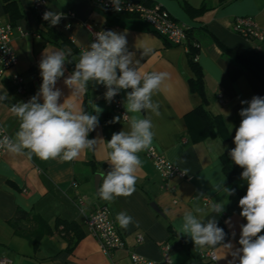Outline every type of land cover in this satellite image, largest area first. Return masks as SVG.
<instances>
[{"label":"crops","instance_id":"crops-1","mask_svg":"<svg viewBox=\"0 0 264 264\" xmlns=\"http://www.w3.org/2000/svg\"><path fill=\"white\" fill-rule=\"evenodd\" d=\"M9 1L20 14V18L11 24L9 15L3 10L4 1L0 0V24L12 25V47L17 58L13 70L0 79L9 97L0 102V123L10 137H15L20 123L10 111L11 106L19 101L27 102L39 91L42 83L39 62L45 49L69 53L72 63L66 64L65 76L56 84L63 93L59 102L69 98V103L82 108L85 92L71 96L72 89L64 84V79L75 68L76 56L69 46L60 47L51 42L48 31L62 35L80 56L92 43L89 28L111 30L126 36L128 51L133 54L132 66L138 67L142 74H168L152 96L159 104L160 115L150 111L136 115L151 119L154 135L150 147L156 148L183 171L184 177L164 183L142 151L138 153L141 166L136 173L135 191L110 202L101 199L98 195L102 183L99 174L111 169L107 161V141L113 133L129 130L132 114L126 112L124 102L126 92L131 89L121 90L116 96L127 115L126 121L104 99L101 87L90 90L91 114H96L94 105L102 109L98 114V126L88 136L98 139L94 149L84 150L72 161L43 160L29 155L28 150L18 154L6 151L0 158V259H10L12 264H110L111 261L113 264H132L129 253L135 252L164 264L161 246L166 244L172 264H228L233 258L225 255L220 246L195 245L178 228L185 211L200 207L205 212L204 222L215 218L218 226L227 233L226 242L231 241L239 247L240 226L246 219L240 216V197L236 194L228 196L223 189V185L229 188V183L223 173L221 158L228 157L235 147V131L242 119L239 111L248 107L241 101H250L253 96L264 97V85L249 71L225 58L219 45L264 66L261 44L247 41L231 29V23L237 17H250L264 29V0H151L176 23L190 30V38L198 46L195 61L202 72L205 105L196 93L189 91L188 80L193 78V73L188 65L186 47L169 45L139 17L102 9L89 0H48V11L63 13L60 23L52 26L48 21L36 18L30 0ZM200 9L202 11L196 13ZM69 11L74 14L73 18L65 17ZM13 73L24 80L22 94L16 92L11 78ZM200 106L209 126L214 125V118H217L212 133L206 134L198 120L190 115ZM116 117H119L118 121ZM242 171L237 166L238 184L246 194L247 183L241 178ZM215 202L225 205L223 213L218 215L209 211ZM100 206L110 210L125 243V249L113 252L111 259L101 252L85 226V219ZM17 209L39 215L50 229L36 248L27 238L16 236L8 225ZM119 213L133 218L127 228L119 225L116 219ZM226 220H230V225L225 223ZM56 221L74 223L82 237L77 239L75 231L56 225ZM138 234L143 236L140 244L135 242ZM205 250L214 251L215 262L199 259V253Z\"/></svg>","mask_w":264,"mask_h":264},{"label":"clouds","instance_id":"clouds-1","mask_svg":"<svg viewBox=\"0 0 264 264\" xmlns=\"http://www.w3.org/2000/svg\"><path fill=\"white\" fill-rule=\"evenodd\" d=\"M115 11H120L119 0H112ZM63 13L46 11L43 20L52 26L58 25ZM70 25H66L69 27ZM95 40L80 54L74 70L64 79V84L72 89L71 96H78L87 90L89 81L104 85V99L111 103L121 90L126 92L124 106L130 115L129 130L113 133L107 141L108 162L111 169L100 173L102 183L98 195L105 201L119 196H129L135 191L137 170L141 166L138 153L149 148L153 140V124L149 117L141 118L140 113L152 112L159 116V104L152 96L167 78L165 72L142 74L133 67L132 53L128 51L124 34L115 31H99ZM69 53L64 50H44L39 62L42 83L39 91L27 102L12 104L10 111L19 120V129L15 137L4 135L0 139V148L10 153L28 150L29 155L40 159L72 161L86 149H94L98 139H89V133L99 124L98 114L102 111L94 105V112H85L75 103H69L56 87L57 81L65 76L66 64L72 63ZM7 90L0 84V102L8 100ZM42 100V103L40 102ZM248 107L239 111L241 122L235 131L234 144L228 155L232 162L243 171L241 178L247 183L246 194L239 199L240 216L246 219L242 224L238 239L239 247L231 241L226 242L227 233L218 226L215 218L204 222V209L185 211L178 231L191 238L201 247L220 246L225 255H231L228 264H264V97L253 96L250 101L242 100ZM115 120H119L116 117ZM228 196L234 189L224 187ZM225 205L215 202L209 211L218 215L223 213ZM122 228L132 222L126 213L116 217ZM230 225V220L225 221ZM235 233H233V237Z\"/></svg>","mask_w":264,"mask_h":264},{"label":"built area","instance_id":"built-area-1","mask_svg":"<svg viewBox=\"0 0 264 264\" xmlns=\"http://www.w3.org/2000/svg\"><path fill=\"white\" fill-rule=\"evenodd\" d=\"M30 1L36 18L42 21L44 12L48 11V0ZM89 1L94 6L105 10L118 14L137 16L150 26L153 33L169 45L186 47L187 28L176 23L171 19L168 13L158 5L152 4L151 6H147L142 3V1L145 0H119L121 10L115 11L112 0ZM65 17L73 18L74 14L69 11L65 14ZM231 29L234 33L247 41L259 45L264 42V29H261L250 17L235 18L231 23ZM97 32L99 31L89 28V37L91 41L95 40ZM12 35L13 27L11 24H0V79L11 72L17 64V58L12 47ZM195 47L198 48L197 45H195ZM11 78L15 85L16 92L22 94L24 86L23 78L16 73H13ZM101 88L104 95L106 88L104 85H101ZM220 102H222L221 99ZM109 104L112 109L120 112L123 121L127 120V115L122 109L120 102L117 100V97H114ZM4 135L10 137L4 126L0 123V139H2ZM6 151V149L0 148V158ZM144 155L151 162L156 173L164 183L167 184L175 178L184 177V172L169 162L156 148L149 147L145 149ZM85 226L88 233L95 239L101 252L109 259H111L113 252L125 249V243L117 228L116 220L106 206L96 208V210L85 219ZM142 241L143 236L138 234L135 238L136 244H140ZM161 250L162 262L164 264H172L168 245H162ZM129 259L132 264H159V262L149 260L135 252L129 253ZM199 259L213 263L216 261V255L212 250H205L199 253ZM0 264H12V261L10 259H0ZM110 264H113V262L111 261Z\"/></svg>","mask_w":264,"mask_h":264},{"label":"trees","instance_id":"trees-1","mask_svg":"<svg viewBox=\"0 0 264 264\" xmlns=\"http://www.w3.org/2000/svg\"><path fill=\"white\" fill-rule=\"evenodd\" d=\"M3 10L5 13L9 15V19L11 24H14V22L20 18V14L16 11V8L12 2L9 0H3ZM143 4L147 6H151V1H142ZM202 10L196 11V13H200ZM122 15V14H120ZM128 15V14H123ZM129 16V15H128ZM134 16V15H131ZM136 17V16H135ZM190 30L187 29L186 31V48H187V60L188 65L193 73V78L188 80V87L189 91L191 93H196L200 99L202 105L206 104L205 94H204V88H203V77L200 67L197 65V62L195 61L196 56L198 55V48L195 47L196 43L190 38L189 34ZM49 38L51 42L54 44H57L60 47L63 46H69L73 52V54L76 56V62H78L80 56L78 54V51L72 46V44L66 40L62 35L55 33L54 31H48ZM222 55L232 61L234 64H236L238 67H240L243 70L249 71L262 85H264V66L256 64L254 61L242 57L235 52L227 49L226 47L219 45ZM261 55L264 57V42L260 45ZM101 87V84H98L96 81H89L87 90L84 94V100L82 104V109L91 114L90 106H89V100H88V92L90 90H96ZM190 115H193L198 122L200 123V126L203 128L204 132L206 134L212 133L211 130L213 127L217 126V118H214V125L209 126V122L207 120L206 114L204 112V109L200 106L196 108L195 110L191 111ZM223 163V173L226 176L228 183H229V189H234V193L240 198H242L245 193L241 189V187L238 184V176H237V165H235L231 157H223L221 158ZM63 225V227L66 230H73L76 233L77 239H80L82 235L78 233V229H76V225L74 223H67L64 221H56V225ZM8 225L13 230V233L16 236H21L24 238H27L30 240L34 247L36 248L39 241L44 235H47L50 233V229L47 226V224L43 221V219L37 215V214H30L27 213L21 209H17L15 212L14 217L8 222ZM169 232L174 235V232L168 227ZM27 230V231H26Z\"/></svg>","mask_w":264,"mask_h":264},{"label":"water","instance_id":"water-1","mask_svg":"<svg viewBox=\"0 0 264 264\" xmlns=\"http://www.w3.org/2000/svg\"><path fill=\"white\" fill-rule=\"evenodd\" d=\"M152 207H153V209H155L157 211V209L154 206H152Z\"/></svg>","mask_w":264,"mask_h":264}]
</instances>
